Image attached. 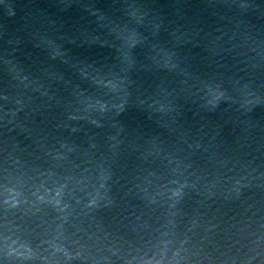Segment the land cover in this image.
<instances>
[{
	"label": "water",
	"instance_id": "1",
	"mask_svg": "<svg viewBox=\"0 0 264 264\" xmlns=\"http://www.w3.org/2000/svg\"><path fill=\"white\" fill-rule=\"evenodd\" d=\"M0 264H264V0H0Z\"/></svg>",
	"mask_w": 264,
	"mask_h": 264
}]
</instances>
